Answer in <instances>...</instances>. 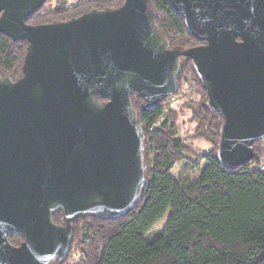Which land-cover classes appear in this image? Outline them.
I'll use <instances>...</instances> for the list:
<instances>
[{"label": "water", "instance_id": "1", "mask_svg": "<svg viewBox=\"0 0 264 264\" xmlns=\"http://www.w3.org/2000/svg\"><path fill=\"white\" fill-rule=\"evenodd\" d=\"M45 1L0 0V33L26 43L21 75L0 76V264L64 260L73 218L135 205L147 176L133 97L175 93L181 57L221 119L225 166L251 162L264 138V0H169L199 42L190 48L169 47L150 0L27 23Z\"/></svg>", "mask_w": 264, "mask_h": 264}, {"label": "trees", "instance_id": "2", "mask_svg": "<svg viewBox=\"0 0 264 264\" xmlns=\"http://www.w3.org/2000/svg\"><path fill=\"white\" fill-rule=\"evenodd\" d=\"M34 11L27 23L66 20L91 8H116L123 0H54ZM154 22L169 47L199 42L169 0H150ZM23 40L0 33V76L21 75ZM178 90L155 104L138 95L133 109L144 134L146 183L135 205L117 217L79 215L70 221L71 241L64 260L53 264H264V138L253 143L254 158L235 168L217 155L220 117L190 58H180ZM189 112L191 133L181 134L180 117ZM196 141L197 143H194ZM203 160L198 178L176 180L172 168L182 159ZM169 211L162 231L148 232ZM62 212L51 215L59 224ZM23 238L8 236L12 245Z\"/></svg>", "mask_w": 264, "mask_h": 264}, {"label": "rangeland", "instance_id": "3", "mask_svg": "<svg viewBox=\"0 0 264 264\" xmlns=\"http://www.w3.org/2000/svg\"><path fill=\"white\" fill-rule=\"evenodd\" d=\"M54 0H49L46 6H51L54 4ZM74 0H66L67 4L73 3ZM189 116V112L186 111L180 117V125H181V134L191 133L192 125L188 123L187 119ZM194 143H197L194 141ZM204 165L203 160H196V159H182L180 160L171 170V175L176 180H183L187 178L189 181H194L198 178V168H201ZM169 216V211L157 221L154 226L149 230L148 237H153L158 231H162L166 224L167 218Z\"/></svg>", "mask_w": 264, "mask_h": 264}, {"label": "built area", "instance_id": "4", "mask_svg": "<svg viewBox=\"0 0 264 264\" xmlns=\"http://www.w3.org/2000/svg\"><path fill=\"white\" fill-rule=\"evenodd\" d=\"M260 169H264V161L262 160L259 164H258Z\"/></svg>", "mask_w": 264, "mask_h": 264}]
</instances>
